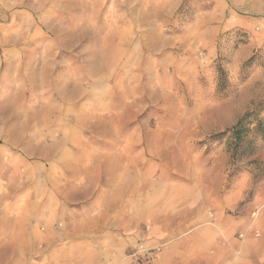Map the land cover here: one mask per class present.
Returning a JSON list of instances; mask_svg holds the SVG:
<instances>
[{"label":"rangeland","instance_id":"rangeland-1","mask_svg":"<svg viewBox=\"0 0 264 264\" xmlns=\"http://www.w3.org/2000/svg\"><path fill=\"white\" fill-rule=\"evenodd\" d=\"M163 1L0 0V126L26 128L0 132V163L73 195L118 186L127 158L144 188L232 191L264 216V0Z\"/></svg>","mask_w":264,"mask_h":264},{"label":"crops","instance_id":"crops-1","mask_svg":"<svg viewBox=\"0 0 264 264\" xmlns=\"http://www.w3.org/2000/svg\"><path fill=\"white\" fill-rule=\"evenodd\" d=\"M254 7L249 6L259 11ZM15 131L26 128L0 126V132ZM56 159L63 163L65 157ZM3 163L0 264H27L31 256L40 257V264H264L261 208L240 206L232 191L208 193L169 178L162 184L145 179L144 188L139 183L144 178L128 173L125 158L115 175L118 186L106 178L103 187L88 185L86 193L72 195L58 183V175H21L6 171ZM34 222L49 230L45 246L35 249L38 254L32 250Z\"/></svg>","mask_w":264,"mask_h":264},{"label":"trees","instance_id":"trees-1","mask_svg":"<svg viewBox=\"0 0 264 264\" xmlns=\"http://www.w3.org/2000/svg\"><path fill=\"white\" fill-rule=\"evenodd\" d=\"M234 133L238 135V132H237V130H234Z\"/></svg>","mask_w":264,"mask_h":264},{"label":"built area","instance_id":"built-area-1","mask_svg":"<svg viewBox=\"0 0 264 264\" xmlns=\"http://www.w3.org/2000/svg\"><path fill=\"white\" fill-rule=\"evenodd\" d=\"M241 237H242V235H241Z\"/></svg>","mask_w":264,"mask_h":264}]
</instances>
